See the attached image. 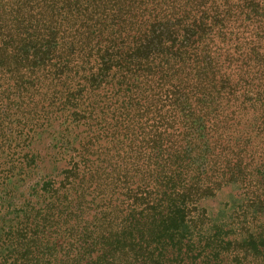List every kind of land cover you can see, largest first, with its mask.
<instances>
[{"label": "trees", "instance_id": "16d2710c", "mask_svg": "<svg viewBox=\"0 0 264 264\" xmlns=\"http://www.w3.org/2000/svg\"><path fill=\"white\" fill-rule=\"evenodd\" d=\"M0 264H264V0H0Z\"/></svg>", "mask_w": 264, "mask_h": 264}, {"label": "rangeland", "instance_id": "374dc122", "mask_svg": "<svg viewBox=\"0 0 264 264\" xmlns=\"http://www.w3.org/2000/svg\"><path fill=\"white\" fill-rule=\"evenodd\" d=\"M38 149L41 151L42 155L44 156V167L42 168V172L41 175L38 176V178L43 177L48 170V166L49 164L47 162H49V158H51V162L55 163V167H56V171L59 172L62 170L64 163L63 162H59L58 160H60V158L55 157L56 153L58 152V150L54 149L53 151H50L47 148V144L45 143L44 145L38 147ZM55 157V160H53V158ZM52 163V165L54 166V164ZM233 193H231V191L229 189L223 191L222 193H220L217 198L215 200L212 201H207L204 204L207 205V207L209 208V210L213 213H215L217 211V209L219 208V205L225 201H229L231 198V195Z\"/></svg>", "mask_w": 264, "mask_h": 264}]
</instances>
